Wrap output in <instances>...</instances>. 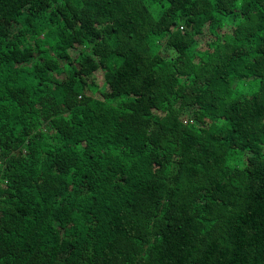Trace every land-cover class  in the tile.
Masks as SVG:
<instances>
[{"label":"trees","instance_id":"trees-1","mask_svg":"<svg viewBox=\"0 0 264 264\" xmlns=\"http://www.w3.org/2000/svg\"><path fill=\"white\" fill-rule=\"evenodd\" d=\"M0 264H264V0H0Z\"/></svg>","mask_w":264,"mask_h":264},{"label":"rangeland","instance_id":"rangeland-1","mask_svg":"<svg viewBox=\"0 0 264 264\" xmlns=\"http://www.w3.org/2000/svg\"><path fill=\"white\" fill-rule=\"evenodd\" d=\"M66 67V66H65Z\"/></svg>","mask_w":264,"mask_h":264}]
</instances>
